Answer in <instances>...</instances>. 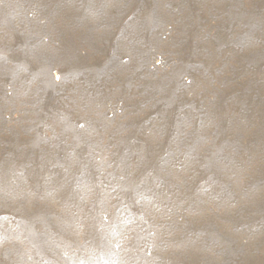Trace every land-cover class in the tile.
Masks as SVG:
<instances>
[{
	"label": "rangeland",
	"instance_id": "1",
	"mask_svg": "<svg viewBox=\"0 0 264 264\" xmlns=\"http://www.w3.org/2000/svg\"><path fill=\"white\" fill-rule=\"evenodd\" d=\"M0 264H264V0H0Z\"/></svg>",
	"mask_w": 264,
	"mask_h": 264
}]
</instances>
